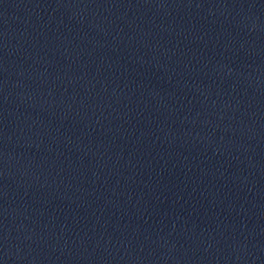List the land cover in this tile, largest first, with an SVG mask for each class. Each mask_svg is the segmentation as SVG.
Listing matches in <instances>:
<instances>
[{
	"label": "water",
	"instance_id": "95a60500",
	"mask_svg": "<svg viewBox=\"0 0 264 264\" xmlns=\"http://www.w3.org/2000/svg\"><path fill=\"white\" fill-rule=\"evenodd\" d=\"M0 264H264V0H0Z\"/></svg>",
	"mask_w": 264,
	"mask_h": 264
}]
</instances>
